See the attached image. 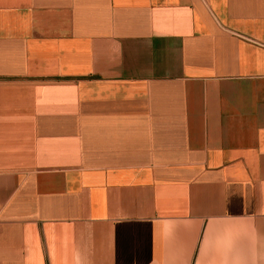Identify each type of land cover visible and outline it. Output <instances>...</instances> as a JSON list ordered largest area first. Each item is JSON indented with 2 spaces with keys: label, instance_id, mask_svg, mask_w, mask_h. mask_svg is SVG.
<instances>
[{
  "label": "crops",
  "instance_id": "crops-1",
  "mask_svg": "<svg viewBox=\"0 0 264 264\" xmlns=\"http://www.w3.org/2000/svg\"><path fill=\"white\" fill-rule=\"evenodd\" d=\"M0 264H264V0H0Z\"/></svg>",
  "mask_w": 264,
  "mask_h": 264
}]
</instances>
